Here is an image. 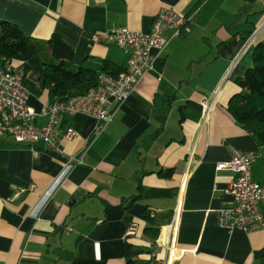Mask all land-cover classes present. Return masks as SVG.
<instances>
[{"label":"crops","instance_id":"0c3cea01","mask_svg":"<svg viewBox=\"0 0 264 264\" xmlns=\"http://www.w3.org/2000/svg\"><path fill=\"white\" fill-rule=\"evenodd\" d=\"M161 8L188 17L190 31L172 37L165 30V49L127 100L112 108L110 122L98 126L84 114L60 115L58 135L67 129L78 135L60 143L61 154L42 143L0 139V264H155L164 257L170 226L185 251L172 264H263L264 230L227 232L217 225L233 174L216 167L234 151L252 152L251 179L264 183V147L227 110L241 92L235 80L264 40V1L0 0V20L32 40L58 35L72 49L74 65L106 60L123 70L129 51L94 42L92 34H150ZM22 66L36 113L85 94L95 82L54 98L38 60ZM212 94L214 111L204 117L201 102ZM46 123L36 118L38 126ZM68 157L81 164L63 173ZM131 227L135 235L126 237Z\"/></svg>","mask_w":264,"mask_h":264},{"label":"built area","instance_id":"2783aa9c","mask_svg":"<svg viewBox=\"0 0 264 264\" xmlns=\"http://www.w3.org/2000/svg\"><path fill=\"white\" fill-rule=\"evenodd\" d=\"M168 29L173 31L172 37L189 33V18L180 15L173 8H161L154 17L150 34L128 29L92 34L94 42L129 51L125 68L116 76L99 74L85 94L43 106L39 113L28 105L32 93L25 81L24 67L13 68L10 63H5L0 68V139L11 138L17 144L26 143L30 146L42 143L48 151L61 154L60 143L63 140H73L78 135L72 129H67L61 137L58 135L54 127L60 115L84 114L95 119L98 126L107 124L112 117V108L127 100L139 80L151 69L154 55L165 49L167 40L163 33ZM255 36L252 34L247 38L245 45L252 44ZM215 105L216 94L202 100L204 117L213 113ZM39 116L47 119L43 127L36 124ZM34 154L37 152L34 151ZM191 158L192 153L189 165ZM253 159L252 152L234 151L228 163L216 167L217 170H228L233 174L225 191L230 202L216 213L218 227L227 232L250 233L258 229L264 230V183H256L251 179ZM79 164L80 160L68 157L62 171L66 173L72 166ZM125 235L134 236L135 229L131 227ZM162 249V260L155 254L151 255L154 259L157 258L155 264H172L185 253L176 246L175 226H170L165 231Z\"/></svg>","mask_w":264,"mask_h":264},{"label":"trees","instance_id":"16d2710c","mask_svg":"<svg viewBox=\"0 0 264 264\" xmlns=\"http://www.w3.org/2000/svg\"><path fill=\"white\" fill-rule=\"evenodd\" d=\"M32 57L38 60L40 78L54 98L67 95L82 83L96 81L99 74L116 76L122 71L106 60L74 65L72 49L58 35L53 34L46 41L32 40L16 25L0 20V68L7 62L17 68ZM235 84L241 92L232 96L227 110L234 121L264 147V40L255 44L252 65L235 80ZM144 216L149 222L147 210ZM129 251L130 245H126V255ZM141 251L134 252V255Z\"/></svg>","mask_w":264,"mask_h":264}]
</instances>
